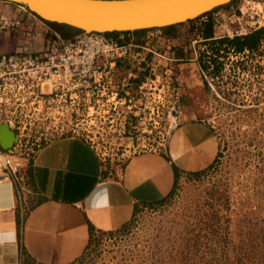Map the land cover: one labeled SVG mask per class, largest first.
Here are the masks:
<instances>
[{
	"label": "rangeland",
	"instance_id": "1",
	"mask_svg": "<svg viewBox=\"0 0 264 264\" xmlns=\"http://www.w3.org/2000/svg\"><path fill=\"white\" fill-rule=\"evenodd\" d=\"M229 7L241 12L231 17ZM216 12L213 39L263 32L239 53L203 38L199 16L170 33H115L108 37L145 55L119 67L110 86L129 69L134 78L125 88L88 93L86 105L72 98L66 112L43 104L23 118L28 112L16 110L10 124L19 153L74 136L110 170L135 153L162 149L188 119L207 123L217 140L207 169L179 175L164 200L138 207L119 231L91 235L71 264H264V0H231L205 15ZM113 91L124 101L111 105Z\"/></svg>",
	"mask_w": 264,
	"mask_h": 264
},
{
	"label": "crops",
	"instance_id": "2",
	"mask_svg": "<svg viewBox=\"0 0 264 264\" xmlns=\"http://www.w3.org/2000/svg\"><path fill=\"white\" fill-rule=\"evenodd\" d=\"M1 21L18 24L0 30V55L41 52L54 33L29 11L4 1ZM217 149L211 127L191 119L173 127L162 149L135 153L111 170L85 140L57 136L44 142L27 167L22 213L12 187L0 182V264L73 263L91 235L122 229L138 207L164 200L179 175L207 169Z\"/></svg>",
	"mask_w": 264,
	"mask_h": 264
},
{
	"label": "built area",
	"instance_id": "3",
	"mask_svg": "<svg viewBox=\"0 0 264 264\" xmlns=\"http://www.w3.org/2000/svg\"><path fill=\"white\" fill-rule=\"evenodd\" d=\"M237 10L240 11L236 7H229L226 13L233 17ZM219 16L220 13L216 12L210 16L200 15L197 19L203 23L216 21ZM17 24V21H1L0 30ZM118 34L121 37L123 33ZM117 40L96 32H80L69 38H62L54 32L41 52L1 54L0 124H6L13 131L10 123L17 117V109L24 108L28 112L22 115L23 118L29 116V108L35 110L43 104H52L56 111L63 109L66 112L72 98L79 96L83 105H86L89 103L88 93L103 92L106 88H125L134 78L129 69L119 83L110 86L119 74V67L127 65L136 57L143 62L145 55L130 49V44H119ZM109 97L111 101L106 97L104 102L109 101L111 105L124 101V97L117 96V91L110 92ZM95 98L96 103L103 102L96 94ZM13 133L17 138L15 131ZM15 143L8 149L0 146V182L12 187L16 207L22 213L26 208V195L29 194L27 167L43 143L34 145L26 153H19ZM100 162L104 167L103 160L100 159Z\"/></svg>",
	"mask_w": 264,
	"mask_h": 264
},
{
	"label": "water",
	"instance_id": "4",
	"mask_svg": "<svg viewBox=\"0 0 264 264\" xmlns=\"http://www.w3.org/2000/svg\"><path fill=\"white\" fill-rule=\"evenodd\" d=\"M24 6L47 23L65 25L83 33L133 32L165 28L189 21L231 0H0ZM6 135V137H5ZM16 139L0 124V146Z\"/></svg>",
	"mask_w": 264,
	"mask_h": 264
},
{
	"label": "trees",
	"instance_id": "5",
	"mask_svg": "<svg viewBox=\"0 0 264 264\" xmlns=\"http://www.w3.org/2000/svg\"><path fill=\"white\" fill-rule=\"evenodd\" d=\"M206 14V13H205ZM194 21H189L187 23L191 24ZM51 28H53L57 34H59L62 38H69L73 36L76 33H80L82 31L61 25V24H55V23H47ZM175 26L179 25H173V26H168L165 28H158L160 30H163L165 33H170L173 31V28ZM145 30H139V31H133L132 33L137 34L140 32H143ZM200 32L203 38L208 39L209 41H212L213 44L216 45H226L228 44L233 48V51L236 53H239L240 51L244 49H251L254 45L255 40L257 37L262 34L263 30L262 29H257V30H252L251 32L247 33L246 35L243 36H233V37H223V38H218V39H213V29H212V21H205L201 23L200 26ZM116 32L112 33H104L106 36H111L114 35ZM119 33H127V32H119ZM198 66L200 67L199 63ZM202 70V69H201ZM203 86L206 87V82L203 81ZM199 173H196L194 175H198Z\"/></svg>",
	"mask_w": 264,
	"mask_h": 264
}]
</instances>
